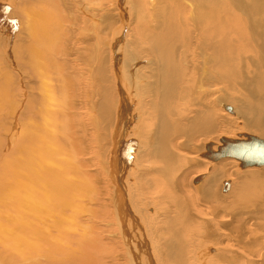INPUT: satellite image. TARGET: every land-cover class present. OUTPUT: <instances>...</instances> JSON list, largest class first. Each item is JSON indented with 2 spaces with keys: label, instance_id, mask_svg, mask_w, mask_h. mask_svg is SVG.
<instances>
[{
  "label": "bare ground",
  "instance_id": "bare-ground-1",
  "mask_svg": "<svg viewBox=\"0 0 264 264\" xmlns=\"http://www.w3.org/2000/svg\"><path fill=\"white\" fill-rule=\"evenodd\" d=\"M87 1L0 0V264H264V0Z\"/></svg>",
  "mask_w": 264,
  "mask_h": 264
},
{
  "label": "water",
  "instance_id": "water-1",
  "mask_svg": "<svg viewBox=\"0 0 264 264\" xmlns=\"http://www.w3.org/2000/svg\"><path fill=\"white\" fill-rule=\"evenodd\" d=\"M231 111L230 107H227ZM223 147L218 153H207L205 156L212 160L233 158L242 162V167L248 166H264V141L256 137L247 136L246 141L229 142L222 140ZM228 184H226V188Z\"/></svg>",
  "mask_w": 264,
  "mask_h": 264
},
{
  "label": "rangeland",
  "instance_id": "rangeland-1",
  "mask_svg": "<svg viewBox=\"0 0 264 264\" xmlns=\"http://www.w3.org/2000/svg\"><path fill=\"white\" fill-rule=\"evenodd\" d=\"M84 3L86 4V3H88V1L87 0H84ZM91 8H92V10H93V7L91 6ZM108 13V12H107ZM109 15H110V17L111 18H113V20H115V19H118V17L117 16H115V15H117V14H115L116 12L114 11V12H112V10H110L109 11ZM7 14H9V13H7ZM113 15V16H112ZM7 16V15H6ZM82 17H83V15H82ZM18 19H19V17L18 16H16V22H18ZM78 28H80L79 30H78ZM76 30H72L73 32H74V34L72 33L70 36H71V38H74V37H76V38H78L79 37V43L81 44V39L84 37V36H86V34L84 33V30L82 29V26H81V24H80V26L78 27ZM78 30V31H77ZM76 32V33H75ZM78 32V33H77ZM87 33H88V36H90V37H94L93 35H94V33H93V31H92V29H90V30H88L87 29ZM75 34H77V35H75ZM127 34H128V32H127ZM107 36L106 35H104V38H106ZM127 38V37H126ZM56 40V39H55ZM56 41H59V40H56ZM59 47V46H58ZM74 62H76V61H74ZM77 63L78 64H80V61H78V62H76V65H77ZM75 64V63H74ZM9 70V72H8V70ZM5 70L8 72V73H11V72H13L12 71V69L9 67V66H7L6 68H5ZM83 79V78H82ZM231 96V95H230ZM231 102V101H230ZM85 134V136H87V133H84ZM94 138L95 139H93L94 141H93V144H94V146L96 147V149H94L95 150V152H97V155L99 154V148H98V144L96 143V141H97V134H95L94 135ZM97 144V145H96ZM95 155V154H94ZM98 158H99V155H98ZM98 158L96 157V158H91L90 160H93L92 162H94V163H92V166H91V161L88 159V163H87V168H88V170H89V172H90V174H91V176L92 175H96V174H98V175H96L98 178H96V180L95 179H93V181H92V179H89L90 181H85L84 180V183H83V188H85V190H86V192L88 193V194H90V193H92V192H90V191H94L92 188H97L98 190H95V191H100V195H102L103 197H106V184L104 183V174H101L100 172H98V171H96L95 170V166H93V164L94 165H96V164H98L96 161H98L99 162V160H98ZM100 164V163H99ZM90 168V169H89ZM92 169V170H91ZM92 171H94V172H92ZM97 172V173H96ZM100 175H102V176H100ZM102 177V178H101ZM102 179V182L103 183H101L98 179ZM69 180H71V179H69ZM85 182H86V184H85ZM97 183L98 185H96L95 183ZM99 182V183H98ZM95 185V186H93V184ZM88 184V185H87ZM100 184H101V186H100ZM85 186V187H84ZM92 186V187H91ZM87 187H88V190H87ZM101 187H103V188H105V189H103V188H101ZM100 189V190H99ZM102 192H105V193H102ZM86 193V194H87ZM102 193V194H101ZM87 194V195H88ZM75 197V196H74ZM74 197H72L71 199H75ZM99 197V196H98ZM97 197V198H98ZM96 198V199H97ZM99 199V198H98ZM98 202L99 203H101L102 201L101 200H98ZM97 206H94V208H96ZM5 213H2V215H4ZM2 239V238H1Z\"/></svg>",
  "mask_w": 264,
  "mask_h": 264
}]
</instances>
